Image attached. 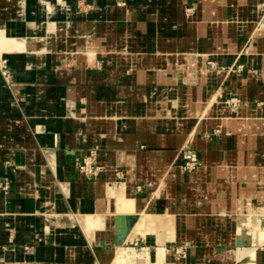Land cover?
I'll list each match as a JSON object with an SVG mask.
<instances>
[{"label": "crops", "instance_id": "0c3cea01", "mask_svg": "<svg viewBox=\"0 0 264 264\" xmlns=\"http://www.w3.org/2000/svg\"><path fill=\"white\" fill-rule=\"evenodd\" d=\"M77 1L26 0L27 12L20 16L19 0H0V32L7 35L6 40L0 41V68L8 70L10 78L17 81H65L62 86L56 82L42 91L34 86L16 89L13 94L17 103L10 100L11 93L0 82V183L9 181L8 191L0 190V264H109L121 239L120 247L134 256L143 254L128 245L156 240V259L159 245L169 236L167 230L161 229L143 237L137 224L146 213L175 216L178 222L179 217L192 212L199 221L192 218L189 224L201 225L199 235L192 232L191 226L187 230L193 236L175 238L184 241L193 238L199 248L195 251L196 258L209 244L221 248L225 244L222 240L232 239L228 232L232 223L228 225L221 213L216 212L233 208L230 195L248 193L247 182L252 180L248 171L241 168L237 173L233 169L223 173L221 168L212 166V160L217 159L214 150L217 143L224 144L225 139V145H231L233 141L214 137L208 143L198 138L195 129L200 127V122L195 116L200 115V107L194 106L192 119L186 121L184 103L187 95L210 96L212 85L228 86L226 97L247 96L252 86L250 77L211 73L209 82L183 88L179 84L181 75L172 69L182 64L186 54L193 53L197 58L208 56V60L216 62L222 59L217 57L218 45L213 42L200 45L185 40L184 24L176 23L175 29L166 25L167 16L162 10L165 0H156L159 12L155 15L151 12L152 3H145L144 9H138L135 4L126 14L115 6L114 0L103 4L100 0H82L98 11L102 9L107 17V27L104 20L94 27L92 16L88 15L87 30L108 31L112 35L93 39L87 43L86 53L76 59L68 55L57 58L53 52L50 59L48 48L29 36L36 38L32 33H40L43 28L57 32L58 20L73 23L74 14H81L74 11ZM208 12L216 14L212 10ZM138 13L142 18L133 29L134 39H118L119 34L114 32L118 33L121 25L128 22L131 27ZM123 15H128L127 20ZM154 27H158L155 31L159 34L151 39L149 33ZM173 30L176 36L180 32V38L165 39ZM60 62L68 67L56 73L54 64ZM208 83L209 87L205 88ZM193 135L196 156L203 167L187 174L178 164L183 158L181 148ZM94 148L93 164L97 171L95 177L89 178L77 166L89 158ZM207 160L212 164L209 170ZM255 171L257 174L251 171L252 177L256 175L264 181L260 171ZM195 173L198 176L191 186L186 177ZM204 176L208 184L223 177L224 201L210 211H203L194 198L184 199L189 190L198 195L193 187L200 191L199 183ZM123 181L133 187L132 194L126 191V196L136 200L130 213L121 210L115 200L114 194L119 192ZM163 182L170 185L166 189L168 194L157 195L158 191L162 193ZM170 196L174 201H169ZM160 203L161 213L157 211ZM226 213L235 215L234 211ZM132 216L137 219L121 237L119 232L125 230L126 219ZM89 217L100 218V228L91 229ZM197 240L201 241L197 243ZM164 248L166 254L165 243ZM171 251L173 254L175 249ZM202 260H198L199 264ZM243 260L247 261L242 258L230 264H244Z\"/></svg>", "mask_w": 264, "mask_h": 264}, {"label": "rangeland", "instance_id": "374dc122", "mask_svg": "<svg viewBox=\"0 0 264 264\" xmlns=\"http://www.w3.org/2000/svg\"><path fill=\"white\" fill-rule=\"evenodd\" d=\"M114 1L115 6L124 9L123 12H125L126 14L132 6L134 7L135 4L138 9H144L145 3H152L153 7L151 9V12H153L154 15L158 11L157 8L159 7L157 4L158 1L156 0ZM99 2L103 4L107 3L108 0H100ZM162 3V10L165 12V16H167V19H165L166 25L169 24L170 27L175 29L177 28L176 23H178L179 25L184 24L185 40H194L195 44L199 43L200 45L204 42H213L214 44L218 45L216 48L217 57L222 59L221 61L219 60V62H216L208 60L210 59L208 56H205L204 58L202 56L201 59L193 56V53L186 54L184 57H182V64L180 63L178 65H174V68L172 69V71L181 75L179 84L181 86L183 85V88L191 89L192 87H197L196 85H203L206 81L209 82V76L211 75V73H216L219 75L225 74L229 76H232V73H234V75L246 74L247 77H250L251 79L248 80L252 84V86L249 88V93L247 96L239 95L240 97H226L225 94L227 93L226 91L228 89V86L226 85H222L221 87L220 85H212V88L214 90L212 91L210 96H207L205 93H202V96H200V98L197 95H187L184 103V113L186 116V121H188L189 119L191 120L193 115L192 108L194 106L200 107V115L194 116L195 120H198L200 122V127H197L195 131L196 136L198 135V138H200L201 140L211 143L214 137L217 140L223 139L222 137H226L227 139L233 141L231 145H225V139L223 140L224 144L217 143L216 148L214 149L217 153V159L212 160L214 165H212L209 160H207L208 170L211 165L214 168H221V171L223 173L226 170L227 172H229L230 169H233V171L237 173L241 168L245 171H248V173L250 174L249 180H252V182H247V185H249L247 191L248 193L244 192L241 194H237L233 192L232 195H230L231 199L234 202L233 208L229 209L228 211L225 208L220 209L216 212V214H218L222 210H224L225 212L234 211L235 214H242L243 211H251L252 208L256 211L264 212V210H262L261 208L258 209L259 207H262L264 205V181L260 178L262 177L264 179V0H165ZM75 10H77V12L81 14H74L73 23H65V21L63 20H58L56 21V26L58 28L57 32L43 28L40 33H32V35H34V37L36 38H33V36H29V38L31 37L30 39H33L35 42H39L43 48H48V51L50 52V59L52 55L51 52H53V54L57 56V58L58 56L68 55L70 58L76 59L78 56L84 55L86 53V51L88 50V48L86 47L87 43L93 41V39L95 41L97 40V38H107L108 35H112V32L108 31L100 32L87 30L88 27H86V19L88 15L92 16V25H95L96 23L102 24V21L104 20L106 23L105 26L107 27V17L104 15L102 9L98 11L96 7H93L90 4H86L82 0H78L75 4L74 11ZM209 10L214 11L216 13L215 16L209 14ZM26 12V0H19V15L22 16L26 14ZM177 14L179 15V22L176 21ZM123 16H125L124 18H126L127 20L128 15ZM140 18L142 17L138 13V15L136 16V23L133 22L131 27H128L129 22L127 24H123L125 26L123 27V25H121L122 29L120 28V31L118 33L114 32V34H119V37L117 38L122 39V41H127L132 38L134 39V37H132V34H134V32L136 31H134L133 29L137 27L136 25H140ZM96 25L94 27H96ZM42 27H45V25ZM90 27L92 28L91 25ZM91 28L89 29L91 30ZM130 28L133 31H131ZM157 28L158 27H154L152 33H149L151 39H156V36H158L159 32L155 31V29L157 30ZM205 29L209 30L205 32ZM140 33L142 32L137 31V34ZM176 34L177 32L173 30L167 34L168 38L165 37V39L175 40L179 36H181L180 32L178 36H176ZM109 38H112V36ZM66 45L67 47H65ZM197 49L201 50V47ZM248 50L249 52L246 53ZM251 53L254 55H250ZM225 60L227 61V63H224ZM54 65L56 66V69L54 70L56 73H62L63 71H65V68L68 67V65L64 64V62H60ZM52 66L53 65H51V67ZM87 67H91V65H87ZM254 70L257 71L256 73L258 74H253L252 76L251 73L254 72ZM0 72L3 77L0 82L3 84V87L7 88L11 93L12 96H10V100L13 101V103H17V101L15 100L16 97L13 94V91L16 89H28L34 86L37 90L42 91L43 89L52 86V84L56 82H59L58 84L60 86L65 83L64 80L60 79L55 82L41 79L36 80L35 83L30 80L17 81L10 78L8 70L0 68ZM206 87H209V83L205 86V88ZM213 128L216 129L212 133H209V131H211V129L213 130ZM190 130L192 131L194 129L191 128ZM194 136L195 135L190 136L181 148V152L183 153L182 157H184V155H187L188 152H194L195 155L198 152L194 145ZM93 150H96V148H94ZM212 150L213 149H211V151ZM226 152L229 154H224ZM187 161L188 160H184L182 164H185ZM77 167H79V162ZM202 167L203 164L200 162L198 168ZM198 168L194 170H185L184 172L187 174H191ZM256 169H258L261 173L259 174L260 179H257L256 175L252 177L254 175V172L255 174H257L255 171ZM203 179L204 180L199 183L201 184L200 191H197L196 187H193L195 188V191L197 192L196 194L198 195L194 196L193 191L189 190L185 192L186 196L184 197V199L189 197L196 199L203 211H210L212 209L214 210L217 205H221L222 201H224V198H222V196H224V185L222 184L223 177L218 179L219 181H214L211 183L209 181V184L205 181V176ZM5 182L9 184L8 180ZM256 183L257 185L254 186V184ZM230 184L232 185L234 184V182H230ZM251 186L254 187H252L251 189ZM123 189L132 194V184H128L127 182L123 181L120 186L119 192L114 194L115 200L117 201V204L121 210H126L130 213L135 208L136 200H134L132 197L130 198V200L121 199ZM6 191H8V189ZM158 192L157 195L168 194H159ZM170 200L174 201L171 196L169 197V201ZM146 201L147 198L144 200V204L146 203ZM162 210L163 207L160 203L157 207V211L161 213ZM190 211L191 209H189V212ZM173 212L174 210L172 209L171 213ZM199 212H201V210H199ZM171 213L168 214L170 215ZM201 214L203 215V212ZM170 216L165 217L163 215H153L151 213H146L145 215L141 216L140 221L137 224V229L143 237L146 238V235L148 233H156L161 229H165L163 232L167 230L169 236L168 239L164 240L163 243L159 245L157 249L156 259L154 250L157 246L156 244L158 243L155 242L156 240H142V245L137 244V246L128 245V247L130 248L135 247L138 253L143 254V256L141 257L143 259H146V264H155L156 260L158 259V255L165 254L164 243L167 246L166 254H171L170 258L172 259V262H163L164 264H199L198 260L200 258L203 259L201 261L202 264H211L213 260L217 262L216 264L232 263L221 262V258L219 256H216V254L213 252V247H210L212 246V244L206 246V251L204 250L200 257L197 254L196 258L194 252L189 261H184L185 256H187L189 252L184 246V243L190 241L196 244V241H194L193 238L192 240L184 241L176 239L175 237L178 235H186L191 237L193 236L192 232H195V234L199 235L198 232H200L199 228L201 225L196 226L195 224V226H192L194 225L192 224L191 226L195 229L193 228L192 232H188L187 230L189 227H191L189 224L191 219L194 218L196 221H199V217L198 215L192 214V212H190V214L187 213L182 217H179V220L177 222L175 216H173V218L172 216ZM224 218L225 217H223V219ZM120 219H122V217ZM100 220L101 219L97 217H89L87 222L88 225H90L91 229H96L100 228ZM120 224H122L121 221ZM244 234L249 235L246 228L244 229ZM208 237L206 238L207 242ZM200 241L201 240H197V243H199ZM120 246L121 245H119L120 249L115 252L114 257L111 259L109 264L116 263L117 255L119 254V252H121V250H123V248ZM171 248L175 249V252L173 254ZM249 248L250 246L247 245L246 249ZM146 249H148L150 258L146 257ZM195 251H197V249ZM200 252L201 250L199 251V253ZM125 254L126 256L132 255L127 251H125ZM138 257L139 256H132L131 261L136 262ZM191 260L195 261V263ZM245 261L246 260H243L242 262L244 263Z\"/></svg>", "mask_w": 264, "mask_h": 264}, {"label": "bare ground", "instance_id": "6f19581e", "mask_svg": "<svg viewBox=\"0 0 264 264\" xmlns=\"http://www.w3.org/2000/svg\"><path fill=\"white\" fill-rule=\"evenodd\" d=\"M1 33L2 32H0V41H2V39L3 40L5 39L4 36H7L5 33H2V34ZM22 39L24 40V38H22ZM248 52H249V50L246 53H248ZM250 55H254V54L251 53ZM254 57H256V56H254ZM253 62H254V60H253ZM257 62H258V60H257ZM257 66H258V63H257ZM256 72L257 71L254 70V72L251 73L252 76ZM256 74H258V73H256ZM232 76H235L234 73H232ZM233 79H232V81H233ZM234 82L235 81H233V83ZM197 176H198V174L195 173V174H192L191 176H189L188 178L186 177L187 183L191 184V186H192V184L196 181ZM168 186H170L168 184V182H163L161 192L165 194ZM130 198L131 197L126 196V190L123 189L121 199L130 200ZM260 208L262 210H264V205L262 207H259V209ZM220 213L221 214H219V215H221V217H225L226 221L228 222L227 223L228 225L230 224L229 222L232 223L231 224V231L228 229V232H230L232 235V236H230L232 239L228 240V238H227L226 240H222L221 242L225 243V244L220 246L221 248H218L216 246L213 247V250H214L213 252L216 254V256H219L221 258V262H223V263L235 262V261L240 260V259L245 257L247 259V261L244 262V264H264V212H259V211H256L252 208L251 211H248V210L243 211L242 214L230 215L229 213H226L224 210H222ZM119 222H120V220H119ZM227 227H229V226H227ZM245 228L248 230L249 235L244 234ZM225 230H227V229H225ZM122 240L123 239L118 240V243H121ZM229 243H231V246ZM119 245L120 244H118L116 246V251H118L120 249ZM247 245L250 246L249 249H246ZM184 246L189 251L188 255L185 256V259H187V260L184 259V261H189L193 255V253L195 252V250L198 249V247H196V244H194L193 242H190V241L185 242ZM125 251L126 250L123 249V250H121V252H119V254L117 255L116 263H118V264H146V262H145L146 259H143L141 256L138 257L136 262L131 261V257L134 256L135 254L133 253L132 255L126 256ZM163 260H165L167 262H172V259L170 258V256L168 254H159L158 259L156 260L155 264H161V262ZM116 263H114V264H116Z\"/></svg>", "mask_w": 264, "mask_h": 264}, {"label": "built area", "instance_id": "2783aa9c", "mask_svg": "<svg viewBox=\"0 0 264 264\" xmlns=\"http://www.w3.org/2000/svg\"><path fill=\"white\" fill-rule=\"evenodd\" d=\"M94 150L91 151V154L88 159H84L82 162L79 163V170L80 172L85 175L86 177L93 178L95 177V172L97 169L94 167L93 164V154ZM184 160H188L185 164H182ZM200 165V161L194 154V152H188L187 155H184L182 158V161L180 164H178V167L182 169L183 171L185 170H194L198 168ZM9 188V184L7 182L0 183V190L6 191Z\"/></svg>", "mask_w": 264, "mask_h": 264}, {"label": "water", "instance_id": "95a60500", "mask_svg": "<svg viewBox=\"0 0 264 264\" xmlns=\"http://www.w3.org/2000/svg\"><path fill=\"white\" fill-rule=\"evenodd\" d=\"M137 219L136 216H132V217H128L126 220H127V226L125 228V230L119 232V235L122 237V236H125L128 231L131 229L132 227V222L135 221Z\"/></svg>", "mask_w": 264, "mask_h": 264}]
</instances>
